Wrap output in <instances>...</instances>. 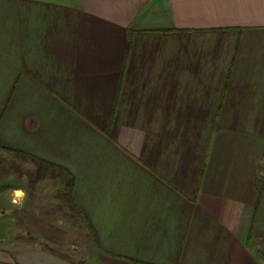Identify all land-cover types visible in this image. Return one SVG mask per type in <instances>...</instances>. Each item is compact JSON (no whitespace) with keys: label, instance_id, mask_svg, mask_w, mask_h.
I'll return each instance as SVG.
<instances>
[{"label":"crops","instance_id":"1","mask_svg":"<svg viewBox=\"0 0 264 264\" xmlns=\"http://www.w3.org/2000/svg\"><path fill=\"white\" fill-rule=\"evenodd\" d=\"M5 152L89 242L0 264H264V0H0Z\"/></svg>","mask_w":264,"mask_h":264},{"label":"rangeland","instance_id":"2","mask_svg":"<svg viewBox=\"0 0 264 264\" xmlns=\"http://www.w3.org/2000/svg\"><path fill=\"white\" fill-rule=\"evenodd\" d=\"M61 175L33 158L0 154V248L4 257L35 249L74 254L81 240L82 246L89 242L81 214L69 204L68 181ZM16 180L25 190L10 189Z\"/></svg>","mask_w":264,"mask_h":264},{"label":"trees","instance_id":"3","mask_svg":"<svg viewBox=\"0 0 264 264\" xmlns=\"http://www.w3.org/2000/svg\"><path fill=\"white\" fill-rule=\"evenodd\" d=\"M16 153H18V152H16ZM33 159H35V158H33ZM35 160H37V159H35ZM37 161H39V162H41L42 164H45V165H49V166L52 165V164H50L48 162H45V161H42V160H37ZM68 190H69V193H71V191H72V182H71V180H68Z\"/></svg>","mask_w":264,"mask_h":264},{"label":"clouds","instance_id":"4","mask_svg":"<svg viewBox=\"0 0 264 264\" xmlns=\"http://www.w3.org/2000/svg\"><path fill=\"white\" fill-rule=\"evenodd\" d=\"M17 195H20V193H17Z\"/></svg>","mask_w":264,"mask_h":264}]
</instances>
